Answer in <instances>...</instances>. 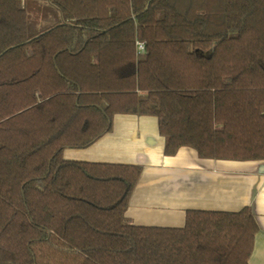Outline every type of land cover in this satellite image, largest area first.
<instances>
[{
	"label": "trees",
	"instance_id": "obj_1",
	"mask_svg": "<svg viewBox=\"0 0 264 264\" xmlns=\"http://www.w3.org/2000/svg\"><path fill=\"white\" fill-rule=\"evenodd\" d=\"M117 114L264 160V0H0V264H250V207L126 224L142 166L64 158Z\"/></svg>",
	"mask_w": 264,
	"mask_h": 264
},
{
	"label": "crops",
	"instance_id": "obj_2",
	"mask_svg": "<svg viewBox=\"0 0 264 264\" xmlns=\"http://www.w3.org/2000/svg\"><path fill=\"white\" fill-rule=\"evenodd\" d=\"M154 115L117 114L112 130L83 149H65L68 160L125 163L142 172L124 223L182 227L188 209L236 212L250 207L259 229L250 264H264V160L201 158L191 147L165 155Z\"/></svg>",
	"mask_w": 264,
	"mask_h": 264
},
{
	"label": "built area",
	"instance_id": "obj_3",
	"mask_svg": "<svg viewBox=\"0 0 264 264\" xmlns=\"http://www.w3.org/2000/svg\"><path fill=\"white\" fill-rule=\"evenodd\" d=\"M137 45H138V49L140 50V51H144V48H145V46H144V43L143 42H137Z\"/></svg>",
	"mask_w": 264,
	"mask_h": 264
}]
</instances>
